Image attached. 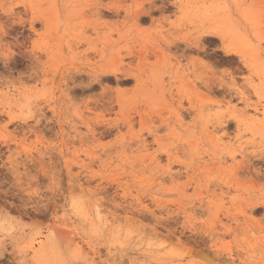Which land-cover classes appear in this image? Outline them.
Wrapping results in <instances>:
<instances>
[{
	"label": "rangeland",
	"instance_id": "1",
	"mask_svg": "<svg viewBox=\"0 0 264 264\" xmlns=\"http://www.w3.org/2000/svg\"><path fill=\"white\" fill-rule=\"evenodd\" d=\"M263 135L264 0H0V264H264Z\"/></svg>",
	"mask_w": 264,
	"mask_h": 264
},
{
	"label": "snow or ice",
	"instance_id": "2",
	"mask_svg": "<svg viewBox=\"0 0 264 264\" xmlns=\"http://www.w3.org/2000/svg\"><path fill=\"white\" fill-rule=\"evenodd\" d=\"M225 73H227V69H224ZM82 255L81 250L79 248L73 250L72 252V259L66 260L64 264H78V257ZM86 264H100V262L93 261L91 258H88Z\"/></svg>",
	"mask_w": 264,
	"mask_h": 264
},
{
	"label": "bare ground",
	"instance_id": "3",
	"mask_svg": "<svg viewBox=\"0 0 264 264\" xmlns=\"http://www.w3.org/2000/svg\"><path fill=\"white\" fill-rule=\"evenodd\" d=\"M243 99H244V98H243ZM254 109H255V110H258L257 108H254ZM257 123H258V122H257ZM252 124H254V123H252ZM263 136H264V135H263ZM87 248H88V247H87ZM93 249H94V248H93ZM93 251H94V250H93ZM91 253H92V252H91ZM93 253H94V256H96L97 258H99V259L101 258V256H99L98 252H95V251H94ZM105 262H106V261H105ZM107 262H108V261H107ZM107 262H106V263H107ZM109 264H110V263H109Z\"/></svg>",
	"mask_w": 264,
	"mask_h": 264
}]
</instances>
